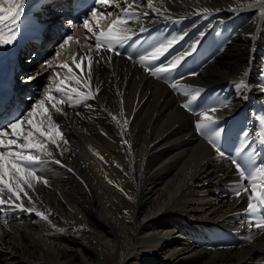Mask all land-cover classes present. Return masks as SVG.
I'll return each mask as SVG.
<instances>
[{
    "label": "bare ground",
    "instance_id": "bare-ground-1",
    "mask_svg": "<svg viewBox=\"0 0 264 264\" xmlns=\"http://www.w3.org/2000/svg\"><path fill=\"white\" fill-rule=\"evenodd\" d=\"M41 1L25 0L17 40L48 9ZM59 5L53 2L49 11H58ZM155 7L159 13L139 9L148 15L129 25L126 50L118 46L120 55L103 53L111 63L94 64L92 88L100 87L96 98L63 106L67 117L53 112L68 141L61 143V150L67 149L63 155L54 152L63 166L49 162L39 173L48 186L37 184L30 193L37 210L51 212V223L35 212L5 206L0 264H264V234L248 226V194H234L236 185L246 182L230 161L264 169L258 135L264 133V0H155ZM65 19L56 17L53 24ZM81 24L29 52L40 56L16 74L24 75L16 79L17 93L11 92L12 103L22 108L19 116L43 98L50 73L64 75L58 64L71 63L74 55L89 51L88 43L94 44L85 41ZM108 25V19L100 22L104 30ZM68 36L74 40L59 49ZM180 36L169 53L153 62L159 65L196 44L168 82L137 62L155 43ZM16 46L17 41L0 47V78L9 77ZM24 60L31 62L30 56ZM50 60L53 67L46 71L42 65ZM241 80L244 85L238 87ZM192 90L200 93L195 112L181 107L188 99L181 93ZM212 106L217 111L209 115L213 127L221 129L223 157L195 127L200 113ZM25 206L31 207L27 200ZM250 234L252 243L246 240Z\"/></svg>",
    "mask_w": 264,
    "mask_h": 264
},
{
    "label": "snow or ice",
    "instance_id": "snow-or-ice-1",
    "mask_svg": "<svg viewBox=\"0 0 264 264\" xmlns=\"http://www.w3.org/2000/svg\"><path fill=\"white\" fill-rule=\"evenodd\" d=\"M24 3L25 0H0V47L11 46L17 41ZM93 4L94 6L88 9L80 25L87 33L84 37L85 41L94 40V44L86 45L89 51L84 54L77 53L72 57L71 63L58 64L57 68L64 70V75L61 77L60 71L50 73L53 78L46 86L43 98L35 101L26 113L12 118L6 126L0 127V212L4 211L5 206L18 208L29 213L35 212L42 220L51 223L49 220L51 212L46 210V214L45 211L37 210L33 195L30 193L36 192L37 184L48 186L49 181L39 173L46 170V165L49 162L61 164L60 160L55 158L54 152L60 150V154L63 155V151H67L66 148L61 150V143L67 145L68 141L61 130V124L53 118V112L67 117L68 113L63 106L74 107L89 99H95L100 93V87L97 84L94 90L92 88L94 64L98 66L102 61L112 62L110 55L107 57L103 55L105 52L121 54L116 48L123 47L124 43L132 38L129 35L132 32L129 25L138 23L141 15H148L147 11L141 13L139 9L147 8L157 13L160 12V9L155 7V0H123V6L120 0H93ZM109 8H112L113 11H109ZM208 11L207 8L204 9V12ZM113 16L115 19H111ZM105 19L109 20L107 30L100 26V22ZM140 31L143 32L145 29L141 27ZM182 39L183 36L173 37L155 43L145 54L139 55L137 62L145 72L168 82L171 73L182 66L185 57L196 51V44H193L188 51L171 54L159 65H155L153 62L169 53L173 45ZM73 40V36L66 37L60 43L59 49H65ZM76 42L79 43V40ZM93 48L95 49L94 53ZM59 55L58 51L56 56ZM94 56L98 59L94 60ZM128 58L133 59L131 55ZM85 62L86 78L84 76ZM53 63L52 60L47 61L42 67L47 71L53 67ZM75 69L79 70V74ZM195 74L193 73V75ZM35 78L33 76L29 79ZM243 85L244 81L241 80L237 86ZM171 86L176 87L175 83H172ZM81 89L88 90L82 91ZM54 93L59 95H54ZM181 94L188 97L181 107L186 111L195 112L196 108L193 105L200 95L199 91H185ZM117 95L122 94L118 92ZM122 103L123 101H121ZM216 111V106L205 108L200 113L201 119L195 124V127L207 138L209 145L223 157L225 153L221 151L218 144L221 129L213 127L215 119L209 115L210 112L215 113ZM123 115V109H121L120 116L123 117ZM112 119L116 120L117 118L112 115ZM128 123L129 121L124 119L122 127L125 130ZM258 135L261 143H264V133ZM124 142L128 143V141ZM50 145L52 147H49ZM230 161L235 166L241 181L246 182L238 183L234 194L237 198L244 193L248 194V204L245 210V214L250 217L247 221L248 226L250 229L254 228L258 233L264 234V169H249L235 158H230ZM61 166L63 165L61 164ZM109 182L111 183V181ZM38 198L37 196L36 199ZM25 200L31 207L25 206ZM125 214L127 215V213ZM0 219L3 218L0 217ZM3 222L7 226V220L3 219ZM253 239L252 234L246 237L248 243H252Z\"/></svg>",
    "mask_w": 264,
    "mask_h": 264
},
{
    "label": "rangeland",
    "instance_id": "rangeland-1",
    "mask_svg": "<svg viewBox=\"0 0 264 264\" xmlns=\"http://www.w3.org/2000/svg\"><path fill=\"white\" fill-rule=\"evenodd\" d=\"M29 57L27 53H24L23 55H21V58H20V63L22 64V62H24L25 58ZM18 84V83H17ZM241 162V161H240ZM18 209V208H17ZM19 210V209H18Z\"/></svg>",
    "mask_w": 264,
    "mask_h": 264
}]
</instances>
